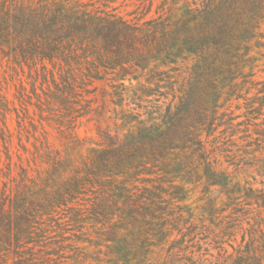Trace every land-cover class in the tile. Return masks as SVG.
Returning <instances> with one entry per match:
<instances>
[{"label":"trees","instance_id":"16d2710c","mask_svg":"<svg viewBox=\"0 0 264 264\" xmlns=\"http://www.w3.org/2000/svg\"><path fill=\"white\" fill-rule=\"evenodd\" d=\"M154 3L135 21L99 0H0V64L32 78L18 127L61 140L15 153L0 80V264H264V188L241 176L264 171V103L223 110L264 0H164L143 21ZM108 75L124 132L85 150L89 86Z\"/></svg>","mask_w":264,"mask_h":264},{"label":"rangeland","instance_id":"374dc122","mask_svg":"<svg viewBox=\"0 0 264 264\" xmlns=\"http://www.w3.org/2000/svg\"><path fill=\"white\" fill-rule=\"evenodd\" d=\"M100 3L107 4L110 9H114L116 12L125 16L128 19H132L135 21H139L142 18V12L148 8L150 4V0H99ZM177 4V6L182 5L183 0H170ZM196 2H201V0H195ZM164 0H155L153 5L152 12L143 17V21L156 16V11L159 6H162ZM142 22V21H141ZM239 60H236L238 63L237 74L239 77V82L241 86L239 88L242 89L243 96L241 98L230 99L226 102V106L223 110H228L234 112L235 115H243L245 111V104L248 101V98L256 99L257 104L264 103V28L262 29L261 34L254 37L247 44H245L242 50L238 53ZM191 66L192 63L190 62ZM185 67V66H184ZM239 70V71H238ZM28 70L23 72L20 69L13 70L11 67L9 68L6 63L0 64V80L4 81L7 87L5 91L6 98L10 101L9 108L12 109L10 113L7 114L6 122L13 133V150L15 153L21 152L23 157L26 159L31 158V152L34 151V143L35 136L41 137L42 133L47 131V136L49 138V142L53 147H61V140L58 131L45 125L44 128L36 119L35 124L38 125V128L35 129L34 125L30 124L29 121L26 122V129L20 130L18 127V115L13 110L12 102L15 101L18 105V100L16 96L18 94V88L21 81H25L27 90L31 91L30 82H32V78L28 73ZM140 72V70L138 71ZM111 75L105 80H96L90 86L89 90H91L87 99L90 100V111L87 115L79 120L77 127V134L81 139L85 141V150L90 146H95L100 140L103 132H110L111 134H119L121 135L124 131L121 128V120L118 119V113L121 110V106L116 104L117 98L113 97V93L115 94L114 88L112 87V81L109 79ZM136 84V81L133 83ZM126 85L130 86V82L126 80ZM130 90L128 93L131 95L133 86H130ZM31 89V90H30ZM122 88H118L117 91ZM38 92H41V89H38ZM154 98L151 96L150 99ZM147 102H144L143 105H147ZM138 104L132 103L130 106H125L126 108L137 107ZM31 106V111H33ZM243 116L238 117L235 121L239 122L243 120ZM46 124V123H45ZM221 127L220 129H223ZM219 129V130H220ZM221 133L218 131L215 135H220ZM238 136L236 135V138ZM213 136L211 137V139ZM21 144H24L27 151H23ZM21 151H18V150ZM260 155V153H258ZM263 158V156H260ZM18 158L16 154H14V161ZM224 159V158H223ZM246 159L249 162H252L253 155H247ZM254 162V160H253ZM3 166V163H2ZM261 165H256L249 167L248 169L241 171V176L250 180L255 187L264 188V171L261 170ZM231 170L235 168V166L230 167ZM2 184L0 183V187ZM191 188L194 186L191 185ZM202 187L197 190L190 191V198L188 203L196 205L197 200H201L202 195Z\"/></svg>","mask_w":264,"mask_h":264}]
</instances>
